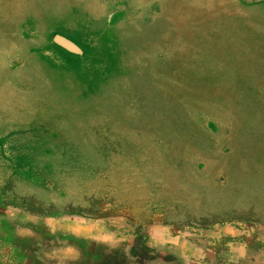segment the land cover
Returning a JSON list of instances; mask_svg holds the SVG:
<instances>
[{
	"label": "rangeland",
	"instance_id": "374dc122",
	"mask_svg": "<svg viewBox=\"0 0 264 264\" xmlns=\"http://www.w3.org/2000/svg\"><path fill=\"white\" fill-rule=\"evenodd\" d=\"M93 30L102 31L107 41L100 43ZM56 32L87 52L78 60L81 65H75L78 71L89 67L95 72L123 59L146 74L148 82H138L137 90L148 92L156 104L165 101L173 135L157 138L153 152L144 150L148 157L122 152L133 151L131 147L117 150L98 142L97 148L108 161L142 168L156 185L147 193L134 170L113 172L105 178L108 199L123 210L138 211L150 195L157 203L154 214L168 215L167 225L185 226L192 233L178 243L158 246L150 240V251L140 239L134 260L114 242L104 247L106 262L93 260L92 253L82 251L86 235L103 230L115 232V241L132 239L125 213L118 212L103 226L85 225L84 234V222L59 226L63 234L78 228L77 234L84 236L78 235V251L61 250L62 257L70 264H183L195 251H204L216 257L203 264H264V0H0V85L15 89V98L20 93L27 106L22 110L36 117L27 128L24 150L9 130L0 133V138L8 137L0 139V150L11 165L17 156L42 162L32 144L40 139L29 138L47 134L58 144L67 140L58 126L80 89L69 72L70 54L52 42ZM3 73L10 76L3 78ZM149 110L152 125L160 123L161 109ZM91 133L98 136L94 128ZM190 176L211 185L209 195L217 205L210 208L202 191L192 192L174 181ZM132 192L136 196L127 201Z\"/></svg>",
	"mask_w": 264,
	"mask_h": 264
},
{
	"label": "crops",
	"instance_id": "0c3cea01",
	"mask_svg": "<svg viewBox=\"0 0 264 264\" xmlns=\"http://www.w3.org/2000/svg\"><path fill=\"white\" fill-rule=\"evenodd\" d=\"M90 28L89 26V30ZM57 33L60 32L54 33L53 36ZM92 33L101 36L100 43L107 41L102 31L93 30ZM58 35L80 48L79 44L64 36L65 34ZM70 36L76 38L72 33ZM7 42L9 43V40ZM2 43L6 44V41ZM54 46L65 54H70L69 72L80 89V95L75 100L70 99L69 109L62 112L63 123L58 127L65 133L66 142L55 143L53 137L47 134L29 138L30 141L40 139L33 141L32 144L38 150L39 156L43 157L41 163L37 164L33 158L17 156L12 162L14 165H11L0 150V264H70V259L62 257L63 252L59 251H78L79 239H81L78 235L82 233L77 234L78 228H72V231L69 228L68 232L63 234L58 230L59 226H71V223L78 224V221L84 222L80 226L84 234L88 228L85 225L92 227L97 222L103 226L108 216L118 212L125 213L124 219L129 227L127 230L133 232L132 239L125 242L122 239L115 241V232L108 233L103 230L98 235L95 233L85 237L81 235L87 238L82 251L92 253L93 260L97 258L106 262L104 247L114 242H119L120 251L134 260L136 258L134 253L140 251V239L146 241L144 250L150 251L151 247L148 245L149 242L151 243L150 240L154 241V245L160 246L178 243L192 237V233L185 226L167 225L164 220L168 215L154 214L157 203L150 195L148 202L139 204L138 211L123 210L114 204L116 202L108 199L110 185L105 178L107 174L111 175L113 172L134 170L143 181L147 193L150 192V187L156 188V185L148 180L144 170L134 163L123 167L113 160L108 161L106 153L97 148L98 142L122 150L123 146L128 148L121 140L125 139L130 141L129 147L133 151H122L123 153L132 156L138 153L148 157L149 154L144 150L153 152V148L158 146L157 138L164 141L173 135L168 132L170 125L166 123V119L169 117L165 118V113H169V109H166L165 101L162 104L158 101L156 104L148 92L136 88L138 82L143 84L148 82L146 74L137 71L132 64H124L123 59L120 63L117 60L118 66L104 64L103 67L95 69V72L88 69L89 67L80 72L75 65H81L78 60L86 58L87 52L77 56L55 44ZM88 64L87 61L85 66ZM9 76L8 73L1 75L3 78ZM15 92L10 86L0 85V133L9 130L11 136L20 139L21 151L27 144V128L31 129L36 117L26 115V111L22 110L27 107L25 100L21 99L20 93L19 97L15 98ZM75 104L78 105V110H70ZM169 104L168 102L167 106ZM154 107L161 109L162 119L153 126L150 118L152 111L149 109ZM93 128L98 132V136H92ZM42 130L40 129V132ZM108 131H116L119 135L109 138L103 134L104 132L107 134ZM0 139L6 141L8 137L2 136ZM140 140L141 144L138 142ZM139 146L141 150L136 152L135 148ZM147 157L145 158L149 160L150 158ZM168 179L171 180L169 177ZM174 181L192 192L199 194L202 191L205 204L210 208L218 204L214 201V197L209 195L210 184L202 185L200 179L197 182L192 176L188 181L185 179ZM124 182L119 184L122 185ZM114 184L112 186H116ZM127 196H129L127 201H130L136 195L132 192ZM137 196L140 197L141 194ZM175 197L179 199V196ZM225 203L227 205V201ZM146 221L150 222L143 227ZM134 222L138 224L134 226ZM142 232L143 237H138ZM53 252L55 254H51ZM201 252L195 251L191 260H183L182 263L203 264L206 258L214 261L211 258H215V255L210 256L204 251ZM55 260L57 263H51ZM120 262L124 261L120 260Z\"/></svg>",
	"mask_w": 264,
	"mask_h": 264
},
{
	"label": "water",
	"instance_id": "95a60500",
	"mask_svg": "<svg viewBox=\"0 0 264 264\" xmlns=\"http://www.w3.org/2000/svg\"><path fill=\"white\" fill-rule=\"evenodd\" d=\"M52 42L57 45L58 47L64 49L68 53L77 55V56H82V50L75 45L73 42L67 40L63 36H60L58 34L54 35L52 37Z\"/></svg>",
	"mask_w": 264,
	"mask_h": 264
},
{
	"label": "trees",
	"instance_id": "16d2710c",
	"mask_svg": "<svg viewBox=\"0 0 264 264\" xmlns=\"http://www.w3.org/2000/svg\"><path fill=\"white\" fill-rule=\"evenodd\" d=\"M121 140H122V141L125 143V145H127L128 147L131 145V144L129 143L130 141H128V140H125V139H124V140H123V139H121ZM138 142L141 144V142H142V141L140 140V141H138ZM135 146H136V145H135ZM136 149H141V146H139V147H138V148H136Z\"/></svg>",
	"mask_w": 264,
	"mask_h": 264
},
{
	"label": "flooded vegetation",
	"instance_id": "af4514ba",
	"mask_svg": "<svg viewBox=\"0 0 264 264\" xmlns=\"http://www.w3.org/2000/svg\"><path fill=\"white\" fill-rule=\"evenodd\" d=\"M57 34H60V33H57ZM56 35V34H55Z\"/></svg>",
	"mask_w": 264,
	"mask_h": 264
}]
</instances>
